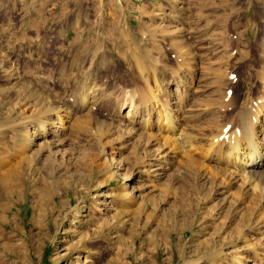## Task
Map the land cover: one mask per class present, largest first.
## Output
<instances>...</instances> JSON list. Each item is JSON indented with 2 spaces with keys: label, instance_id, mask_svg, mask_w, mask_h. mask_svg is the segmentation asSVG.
Instances as JSON below:
<instances>
[{
  "label": "rangeland",
  "instance_id": "1",
  "mask_svg": "<svg viewBox=\"0 0 264 264\" xmlns=\"http://www.w3.org/2000/svg\"><path fill=\"white\" fill-rule=\"evenodd\" d=\"M263 75L264 0H0V175L27 188L0 264H264L262 197L161 145L151 98L205 147L264 105Z\"/></svg>",
  "mask_w": 264,
  "mask_h": 264
},
{
  "label": "bare ground",
  "instance_id": "2",
  "mask_svg": "<svg viewBox=\"0 0 264 264\" xmlns=\"http://www.w3.org/2000/svg\"><path fill=\"white\" fill-rule=\"evenodd\" d=\"M89 88H91V87L89 86ZM150 89L151 88L149 87V94H150V92H153ZM157 89H158L157 92L151 93V98L153 97L152 109L155 111L154 115L157 119L156 123L158 124L159 129H162L165 132V135L164 134H163V136L160 135L161 139H162L161 145H164L165 147H169L168 149L171 148L172 150H178L180 148L184 149L185 147H187L188 150H192L193 151L192 153H194V154H196L195 152H197V153L200 152L203 160H205V159L214 160L212 155L216 154L215 155L216 157H219V158H221L222 161L223 160L225 161V164L227 165V169L222 168V167H217L219 170L214 169L215 170L214 171L212 169V167H209L210 164H206L205 162H203L204 163L203 164L200 161H199V163H200L199 164L198 161L195 160L198 156L195 159L193 157L189 156V154L188 155L185 154V156L189 157V159L187 158L188 164H194V162L195 163L197 162L196 165L198 167L203 168V170L205 169L206 171H204V172H209V173L213 174V176H218V175L221 176L222 174H224V175H227V177H231V178L238 177L241 180L242 184H244V185H243V187L241 185V187H242L241 191L240 192L238 191V193L235 195V196H237V198H236L237 203L239 201H241L242 199H244L243 194H245L247 190H251V193H253V194L260 195L262 198H259V200L262 199V201H263L264 200V143H260V141L258 140V137H257L258 131L254 132L253 124L249 121V118H251V116H252V117H257L259 119H262L264 117V105L261 108L258 106L259 107L258 110L253 111V113H254L253 115H251V113H249L245 109H239L236 112V118H235L236 121L233 122V125L230 126V124L227 123L226 125L229 126L228 129L226 128L227 126L223 127V130L220 129L217 133L212 134L211 137L208 138L209 139V140H207L208 144L205 147H203L204 146L203 143H202L203 144L202 147H198L196 145H193L192 142L191 143L189 142V141H191V139L188 140L189 139V138H187L188 136L186 137L185 134L183 135V132L181 131V129L178 130L177 127H175L174 119H176V118H175V115L173 113L174 112V110L172 109L173 107L169 106L168 100H166V99L163 100V99L159 98V96H160L158 94L159 93V87H157ZM90 90H88V91H90ZM92 91L89 92L91 95L94 92V91L93 92ZM89 93H87V94H89ZM130 94H128L129 95L128 97H130V99L132 100V98H134V95L131 94L133 96L132 97ZM81 97H82L81 102L84 104V100L86 101V97L83 94L81 95ZM89 98H91V97H89ZM151 98H150V100H152ZM94 99H95V96H94ZM144 99H146V98L144 97ZM141 100H142V97H141ZM79 101H80V99H79ZM146 102H148V101H146ZM148 103H149V107L148 106L147 107L150 109L151 104H150V102H148ZM226 103H228V102H226ZM228 104L231 106L232 103L231 104L228 103ZM147 107L143 106L144 116L142 117V115H141L142 122H143V125L145 128H149L151 126L150 118H151L152 113L149 111V109ZM49 110H50V108H49ZM51 110H52V108H51ZM260 110H261V113L259 112ZM54 113H57V112H54ZM50 114H51V112H50ZM124 115L125 116H132V117H133V115L135 116L132 103L129 104V107L126 111V114H124ZM58 118H60L59 115H58ZM60 120H61V118H60ZM263 120H264V118H263ZM52 122L54 123V121H52ZM235 124L237 125L236 126L237 128L233 127ZM231 127H233L232 130H231ZM39 129H40V131L38 133V137H44L45 138V136L50 132L49 127H47L45 123L41 124ZM259 130L261 131L262 134H264V126L263 125L260 126ZM26 134L29 135L28 133H26ZM140 135H141L140 138H144L146 140H150V141L157 140L155 135H153L149 132L148 133H142ZM26 138H28V137H26ZM202 144L200 143L199 145H202ZM29 146H31L30 138L27 139L26 141H24L23 145L20 147V150L24 151L27 148H29ZM162 162H167V161L163 160ZM221 180H222V178H221ZM230 181L231 180L227 181L226 184L231 183ZM223 183H225V181ZM26 189H27L26 187L16 189L15 186L10 182V180H8V178L5 176V174L1 173V175H0V250L5 249L6 246L11 245L13 243V236L9 235L7 232H10V230L6 229V226H9V222L8 223H6V222L11 220L8 213L10 212L12 204L20 201L23 198L22 194ZM7 197H8V200L12 202L11 204H7L6 202H2V199L7 198ZM37 209H38V213H35L34 215H41L42 213L39 212L40 208H37ZM34 215H32V218H34L33 217ZM261 220H262V217H261ZM259 222H260V220H259ZM13 223L14 224L11 226L12 228L16 226L15 222H13ZM256 224H255V226H256ZM262 224H264V223H262ZM253 229H254V227L252 228V230ZM24 237H27L28 239H30V235H28L27 233L25 234ZM260 239H262V238H260ZM30 242H31V240H30ZM261 243H257V244L261 245ZM21 247L28 250L27 242H25L24 244H21ZM22 248H21V250H22ZM18 251H20V250H18ZM151 257L153 259H155V254L154 255L152 254ZM234 259H235V257H234Z\"/></svg>",
  "mask_w": 264,
  "mask_h": 264
}]
</instances>
